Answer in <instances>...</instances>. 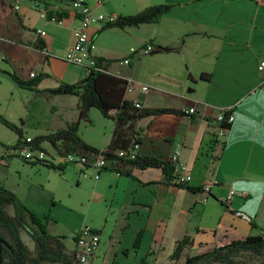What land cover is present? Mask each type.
Here are the masks:
<instances>
[{"label":"crops","instance_id":"1","mask_svg":"<svg viewBox=\"0 0 264 264\" xmlns=\"http://www.w3.org/2000/svg\"><path fill=\"white\" fill-rule=\"evenodd\" d=\"M67 1L21 0L17 10V0H0V35L4 38L0 44V80L12 79L9 73L30 80L31 72L39 76L49 69L57 80L76 81L84 75L83 66L66 64L63 59L74 44L79 18L69 16L58 24L41 16L45 9L64 10ZM87 1L95 13L117 16L136 14L154 4L172 6L156 23L126 28L94 23L90 33L97 43V55L107 65L105 70L135 84L125 98L140 101L146 108L195 107L192 114L170 111L143 117L136 122V129L141 139L139 155L162 161H171L177 155L178 164L186 166L183 174L192 177L189 185L204 190L193 192L167 183L162 167H134L129 174L103 169L96 179L92 167L70 164L61 172L20 157L8 158L12 152L5 146L0 151V155L7 156L0 160V184L39 216L48 215V229L52 224L59 226L57 233L49 232L65 236V243L71 236L74 249V235L82 225L70 227L63 222L66 210L71 208L67 199L83 187L90 195L87 203L108 204V219L94 227L101 242L91 264H140L148 253L149 260L156 262L162 252L171 256L177 241L185 236L190 237L193 249L197 235L208 228L202 225L203 219L194 221L199 210L204 214L208 209L217 210L215 216L220 222L214 231L215 247L264 233V69H259L264 61V0ZM107 33L117 35V43L129 39L134 42L118 47L105 36ZM39 39L45 42V49L35 46ZM148 45L153 48L148 50ZM133 47L136 51L131 52ZM125 58L130 59L128 64L122 62ZM64 64L72 70L68 72ZM71 75L74 77L69 78ZM50 79L31 90L38 94L54 88L55 79V85H46ZM144 85L149 89L142 90ZM74 99L60 108L54 105L55 113L33 121L28 118L32 101L27 104L31 107L26 118L21 117L25 110L19 115L3 111L9 120L22 126L24 135L33 137L67 128L79 120V127L85 124V131L78 129L80 136L100 150L107 148L114 121L100 112L112 124L92 134L86 129L94 124L92 115L97 108L89 110L91 122L80 119L79 98ZM229 106L233 107L235 120L223 135L216 116ZM17 140L18 134L6 144ZM42 147L54 162L63 160L51 143L45 141ZM235 167L237 172L231 171ZM231 187L238 193L228 206L224 197H229ZM244 190H250L248 196L240 194ZM260 195L259 209L254 213L247 210L250 226L230 222L226 211L239 212L233 207L238 197L249 203ZM139 232L141 241L135 248Z\"/></svg>","mask_w":264,"mask_h":264},{"label":"trees","instance_id":"2","mask_svg":"<svg viewBox=\"0 0 264 264\" xmlns=\"http://www.w3.org/2000/svg\"><path fill=\"white\" fill-rule=\"evenodd\" d=\"M171 5L167 3L154 4L146 7L136 14L118 15L114 22L105 24L106 28L119 27L126 28L139 26L144 23H156L159 19L170 11ZM56 16L58 18H68L69 14L60 10H49L48 17ZM40 49H45L46 44L41 39L35 45ZM97 67L91 69L75 82L57 80V85L50 88L49 91L56 95H72L79 98L80 119L91 122L89 110L97 108L104 117L114 121V129L111 141L107 148L100 150L87 143L78 133L79 120L71 123L67 128L59 129L47 134L33 137V144L37 148L42 147V143L47 141L53 145L57 153L65 157L69 153H83L89 155L103 154L109 161L106 167L108 170H115L120 173L129 174L130 170L136 168L162 167L166 175V181L179 187H185L193 192H201L200 187L190 186L188 182L177 181L176 167L172 161H162L157 157L149 155H137L135 158L126 159L120 157L117 151L126 149L134 141L140 142L139 130L136 129V122L146 116L158 114L161 112L177 111L184 113V110H175L172 108H146L137 107L134 101L125 98V93L129 80L107 72L104 59L97 57ZM9 73V72H8ZM12 79L23 88L37 89L44 77H49V73H41L30 80L21 78L17 73H9ZM208 75V74H207ZM207 78L206 74L202 75ZM0 122L8 126L18 134V140L13 145L5 144L7 150L12 152L9 157H19L13 151L20 148L24 143V131L22 126L12 122L2 113H0ZM230 125L228 126V128ZM7 158L6 155H0V160ZM27 161V160H25ZM31 162V161H29ZM50 168L63 171L68 165L67 161L54 162L50 160H41L38 162ZM7 206H12L14 213L7 211ZM50 217L39 216L36 212L27 207L19 197L0 184V229L3 237L7 239L8 244L3 245L4 264H82L76 256V251L68 252L64 241L65 236L54 235L49 232L48 221ZM254 225V224H253ZM22 230L26 231L35 242L36 253L33 255L30 248L22 238ZM97 231V230H96ZM99 232V231H98ZM142 232H139L134 247L138 248L141 241ZM74 240H78V233L74 235ZM192 242L189 236L178 240L171 258L178 260L184 251L191 249ZM251 252L263 258L259 264H264V233L257 235H248L244 239L233 240L228 244L215 247L211 251L187 256L185 264H211L214 262L224 264H238L236 257L241 253ZM151 253H148L141 259L140 264H161L149 260ZM110 264H120L113 261Z\"/></svg>","mask_w":264,"mask_h":264},{"label":"rangeland","instance_id":"3","mask_svg":"<svg viewBox=\"0 0 264 264\" xmlns=\"http://www.w3.org/2000/svg\"><path fill=\"white\" fill-rule=\"evenodd\" d=\"M104 14H107V13H104ZM114 32H117V31H114ZM138 33L139 35H142L143 31H138ZM105 36L109 40L113 39L114 42H116L117 35L107 33ZM133 42L134 41H132V39H129V40H125L123 44H121L120 42L119 43L116 42V43L118 47L120 46L122 48L123 47L125 48V45H127L128 43L132 44ZM127 47H130V45H128ZM66 64H69V62L66 61ZM64 66L67 67L66 70L68 72L72 70L67 65L64 64ZM48 73H49V77H44L43 80L46 81L47 78H51L46 83V85H55L54 79L57 80L55 75L50 69ZM71 77H74V76L73 75L69 76V78ZM0 81H1L0 82V113H2L4 116H6V114L3 111V109H6V111L8 110L10 114H17V115L21 113V110H25V112H22L21 117L26 118V115H27L26 111L30 109L32 105V110L30 112V116L28 117L29 120L33 121L37 119L38 117H41V119H43V118H46L47 115H50L51 113H55L54 105H58V107L60 108L62 103L64 102L66 103L68 102V100H75L74 99L75 96H72V95H63L60 97L57 96L56 98L52 95L53 93H51L49 89L43 92H40L38 94H35L34 90L18 86L17 83L14 80L10 79L9 77L8 79L6 78L4 79V77H2ZM68 82H75V81H68ZM31 101H32V104L30 105V107H28L27 104H29ZM96 111L97 112H93V115H92L94 124L87 126V129H86L87 131L91 130L92 134L93 132L104 131L105 126L107 124H112L110 120L104 119L102 117L98 109ZM84 126H85L84 123L80 125L79 132L85 131ZM32 129L33 128H29V130H32ZM16 134L17 133L13 131L12 129H10L8 126L3 124L2 122L0 123V151H1V148H4L6 143L10 141H14L16 139ZM241 148H244V146ZM48 149L52 151L50 147H48ZM237 168L238 167H235L231 171L237 172L238 170ZM78 192L79 193H77V195H74L72 196V198L67 199V201L71 202L69 204L70 206H68L71 208L70 210H66L65 212L66 218L65 220H63V222L70 227L82 225L81 228H84V227L94 228L95 225L105 222L108 219V216L110 215V209H109L108 204L106 206V204L103 201L87 203V199L88 197H90V195L88 196V191L82 187L81 189H79ZM224 198L227 199L228 197L225 196ZM260 200H261V195L257 196L256 199H254L252 202H249V203H247L248 201L246 202L244 198L238 197V200L235 206L233 207L239 209V212H236L235 214H231L229 211H226L227 218H230L229 219L230 222L232 223L235 222L239 224L240 226L243 224L250 226L249 225L250 224V218H249L250 214L249 212H247V210L252 213L256 212L259 209ZM218 204H219L218 201H216V206H218ZM7 211L10 214L14 213V209L12 206H7ZM215 212H217V210L213 211L211 209H208L205 212V214L204 212L200 210L196 213L194 217V221L196 220L195 222H198L200 221V219H203L202 225L208 228L205 233H199L197 235V241L193 249L185 250L181 258L178 260H173L169 254L162 252L160 256L156 257V262L161 263V264H185L187 256L196 255L201 252H207V251L212 250L216 246L214 231L216 229L218 230V227H219L218 223L220 222V218L218 215L215 216ZM58 229H59V226L57 225L52 224L49 226V230L51 233H57ZM22 238L27 244V246L30 248L32 254L34 255L36 253V249H35L36 247H35V242L32 239V237L26 231L22 230ZM201 243H204V245H202ZM66 245H67L68 252L74 251L73 239L71 238V236H68L66 238ZM236 260L238 264H259L263 260V258L251 252H244V253H241L239 256H237ZM45 264H61V263L47 262ZM88 264H91V263L88 262ZM211 264H224V263L214 262Z\"/></svg>","mask_w":264,"mask_h":264},{"label":"built area","instance_id":"4","mask_svg":"<svg viewBox=\"0 0 264 264\" xmlns=\"http://www.w3.org/2000/svg\"><path fill=\"white\" fill-rule=\"evenodd\" d=\"M101 2V1H100ZM21 6V0H17L14 7L15 9H19ZM47 9L41 14L42 17L56 22L58 24H62L66 17L58 18L56 16L48 17ZM62 11V10H60ZM69 14V16L78 17L80 20V25L74 30V44L72 47L66 52L63 59L71 64L81 65L84 68V73L88 74L91 69L98 68L100 70H104L103 67H97V43L92 38L90 33V27L94 23H101L103 25L114 22L117 19L116 14H104V13H95L92 6L89 4L87 0H68L66 3V7L63 10ZM41 30H39L40 32ZM3 36L0 35V44L3 40ZM152 45H148L147 49H152ZM136 51V48H131V52ZM2 57V53L0 52V58ZM124 64H128L130 62L129 58H125L122 61ZM259 69H264V61L259 64ZM37 73L31 72L29 76L34 78ZM135 84L132 81H129L126 92H131L134 90ZM142 90H148V86H141ZM135 106L141 108L142 103L140 101H134ZM185 113L192 114L195 112V107H187L184 109ZM216 119L219 123V132L220 134H225L228 126L235 120V114L233 112V107H225L219 110ZM33 136H26L24 138V143L22 146L16 150L14 153L17 154L20 158L27 161H41V160H50V155L41 148H37L33 143ZM141 143L138 141H134L129 148L120 149L117 151L118 156L124 157L126 159L135 158L139 155ZM62 161H67L70 164H79L82 167H92L95 170V178L98 179L100 176V172L109 165V161L103 154L98 155H89L83 153H69L67 156L63 157ZM171 161L176 167V175L177 181L189 182L191 180L190 174H183V171L186 169L185 165L178 164L177 155L173 156ZM183 170V171H182ZM238 192L235 188H230V194L227 199L224 200L226 205H230L231 199ZM244 196L249 195V191H244L240 193ZM101 237L100 233L96 231V229L91 227H84L78 232V240L75 241V251L76 256L80 263L88 264L91 261L93 256L96 254L100 247Z\"/></svg>","mask_w":264,"mask_h":264},{"label":"water","instance_id":"5","mask_svg":"<svg viewBox=\"0 0 264 264\" xmlns=\"http://www.w3.org/2000/svg\"><path fill=\"white\" fill-rule=\"evenodd\" d=\"M7 239L2 236L1 229H0V264H4V258H3V245H7Z\"/></svg>","mask_w":264,"mask_h":264}]
</instances>
